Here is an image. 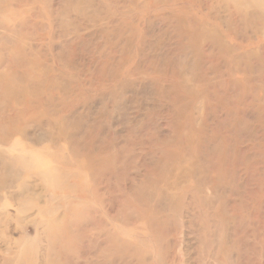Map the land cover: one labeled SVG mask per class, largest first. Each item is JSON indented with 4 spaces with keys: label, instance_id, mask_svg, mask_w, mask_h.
I'll return each mask as SVG.
<instances>
[{
    "label": "rangeland",
    "instance_id": "rangeland-1",
    "mask_svg": "<svg viewBox=\"0 0 264 264\" xmlns=\"http://www.w3.org/2000/svg\"><path fill=\"white\" fill-rule=\"evenodd\" d=\"M0 264H264V0H0Z\"/></svg>",
    "mask_w": 264,
    "mask_h": 264
}]
</instances>
